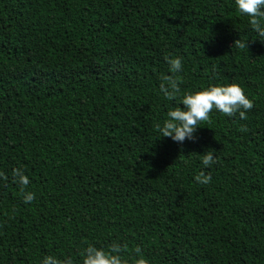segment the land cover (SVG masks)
<instances>
[{
  "label": "trees",
  "instance_id": "obj_1",
  "mask_svg": "<svg viewBox=\"0 0 264 264\" xmlns=\"http://www.w3.org/2000/svg\"><path fill=\"white\" fill-rule=\"evenodd\" d=\"M229 84L245 119L213 109L195 140L162 137L185 93ZM89 246L264 264V38L235 0H0V264H83Z\"/></svg>",
  "mask_w": 264,
  "mask_h": 264
},
{
  "label": "clouds",
  "instance_id": "obj_2",
  "mask_svg": "<svg viewBox=\"0 0 264 264\" xmlns=\"http://www.w3.org/2000/svg\"><path fill=\"white\" fill-rule=\"evenodd\" d=\"M238 11L249 17V23L257 33L258 37L264 38V0H235ZM237 47L243 49L247 44L240 39L235 41ZM169 65V71L173 74L179 73L183 69L181 57L166 58ZM179 79L169 77L165 83H161L160 92L166 99L176 98L180 91ZM180 103L183 107H177L167 113V119L158 131L162 137L171 138L173 142L183 144L186 140L193 141L196 138V132L201 122H207L210 113L216 111L226 115L233 116L239 113L241 119L246 118V112L253 108V102L245 95L243 89L238 84L213 85L194 93H185ZM206 167L215 163L213 153H207L202 159ZM15 176L21 185L27 186L29 179L23 173L17 171ZM211 177L203 173L195 177V180L201 184H207ZM34 199V194L25 195V203ZM117 248L105 251L100 248L89 246L83 256V264H122ZM42 264H58L54 257H45ZM65 264H72L71 260H66ZM140 264H144L143 261Z\"/></svg>",
  "mask_w": 264,
  "mask_h": 264
}]
</instances>
